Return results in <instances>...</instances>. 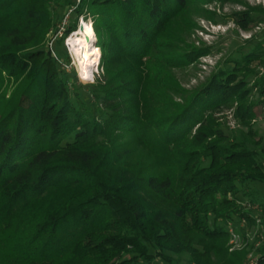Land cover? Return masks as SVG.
Instances as JSON below:
<instances>
[{
	"label": "trees",
	"instance_id": "16d2710c",
	"mask_svg": "<svg viewBox=\"0 0 264 264\" xmlns=\"http://www.w3.org/2000/svg\"><path fill=\"white\" fill-rule=\"evenodd\" d=\"M214 3L243 4L0 0V264H248L226 227L260 222L249 206L264 215V41L190 89L175 78L211 53L185 34ZM81 18L101 52L86 84L64 45ZM260 226L250 264H264Z\"/></svg>",
	"mask_w": 264,
	"mask_h": 264
},
{
	"label": "rangeland",
	"instance_id": "374dc122",
	"mask_svg": "<svg viewBox=\"0 0 264 264\" xmlns=\"http://www.w3.org/2000/svg\"><path fill=\"white\" fill-rule=\"evenodd\" d=\"M240 2H243V4L229 3L221 6L220 4L214 3L211 5H205L204 10L206 9L216 13V16H214L213 20L204 17L201 10L193 13L192 18L196 24V28L193 29L191 33L185 34V38L188 40V43L198 48H211V53L208 56L200 58L195 67L191 66L187 70L175 71V78L180 84H182L183 87L190 89L191 87L197 86L209 76L210 72L216 66V63L229 58L238 57V53L242 50L246 53L250 52L254 45L264 41V23L254 26L252 27V30L246 32L237 26L232 17V15L247 11L248 9L264 11V0H240ZM82 22L88 24L93 29L92 25L90 24L92 20H84L83 18L80 19L78 30L75 33L70 34L68 37L69 45H71L72 37L81 30L80 27ZM253 36H256V39L254 44L250 45L247 43V41ZM94 37L95 41L97 42L96 35H94ZM95 47L99 49L97 45H95ZM66 51L71 57V64L69 67H66V69L68 72H75L80 83H93L97 77L102 75V69L100 65L96 66L98 63L100 64L101 52L98 63L92 67V77L86 80L80 74L78 68V58L73 53L71 46L69 49L66 46ZM255 65L259 75L261 76L264 74V64L257 65L256 63ZM9 86L5 89L7 90L6 96H9V91H11V86ZM256 112L259 114V116L257 126L254 127V131L257 133V136H264V112H261L260 107H257ZM225 115L227 116L226 122L228 125L233 130H236L238 128L237 121L232 117L230 112H227ZM257 196L261 198V202H264V191L263 193L259 192ZM247 209L254 216L260 219V222L264 221V215L262 209L259 206H249ZM260 222L257 220L255 226L252 228L248 227L246 222H243L242 225H240V228L242 229L241 233H237L234 227L230 224L226 227L231 235L227 248L230 249V252L247 251L248 256L246 257V261L248 264L253 262L254 254L251 249L252 244L256 249L261 247L263 244L261 239L256 241L263 233Z\"/></svg>",
	"mask_w": 264,
	"mask_h": 264
},
{
	"label": "bare ground",
	"instance_id": "6f19581e",
	"mask_svg": "<svg viewBox=\"0 0 264 264\" xmlns=\"http://www.w3.org/2000/svg\"><path fill=\"white\" fill-rule=\"evenodd\" d=\"M71 39V49L78 58L81 76L88 80L92 77V67L99 61L100 50L94 45V30L86 23Z\"/></svg>",
	"mask_w": 264,
	"mask_h": 264
},
{
	"label": "built area",
	"instance_id": "2783aa9c",
	"mask_svg": "<svg viewBox=\"0 0 264 264\" xmlns=\"http://www.w3.org/2000/svg\"><path fill=\"white\" fill-rule=\"evenodd\" d=\"M81 0H79L78 2H80ZM68 18H69V15L66 17V20L64 21V23H63V26H62V29L60 30V32L58 33V35L56 36V37H59V38H61L62 36H63V33H64V31H65V28H66V26H67V24H68ZM82 19V18H81ZM82 24H83V22H82ZM73 33H75V32H73ZM72 34V33H71ZM70 36V35H69ZM68 36V37H69ZM68 37L65 39V41H64V45H66L67 46V48L69 49V47L71 46V45H69L68 44ZM94 44L96 45L97 44V42L95 41L94 42ZM51 46H53V42L50 44ZM66 46H65V48H66ZM69 55V54H68ZM69 57H70V55H69ZM71 58V57H70ZM100 64L98 63L96 66H99ZM69 67V66H68ZM235 236V235H234Z\"/></svg>",
	"mask_w": 264,
	"mask_h": 264
},
{
	"label": "water",
	"instance_id": "95a60500",
	"mask_svg": "<svg viewBox=\"0 0 264 264\" xmlns=\"http://www.w3.org/2000/svg\"><path fill=\"white\" fill-rule=\"evenodd\" d=\"M80 29H83V26L81 25Z\"/></svg>",
	"mask_w": 264,
	"mask_h": 264
}]
</instances>
